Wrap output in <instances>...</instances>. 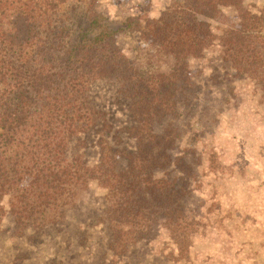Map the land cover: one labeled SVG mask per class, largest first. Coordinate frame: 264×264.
I'll use <instances>...</instances> for the list:
<instances>
[{
	"label": "trees",
	"instance_id": "1",
	"mask_svg": "<svg viewBox=\"0 0 264 264\" xmlns=\"http://www.w3.org/2000/svg\"><path fill=\"white\" fill-rule=\"evenodd\" d=\"M96 1L0 0V222L9 212L20 237L59 230L94 186L105 250L124 256L167 240L160 256L188 260L199 221L185 205L193 189L175 152L180 134L162 121L178 115L193 86L190 60L214 48L264 105V7L172 0L156 17L116 25ZM223 8L239 21L215 33L207 18ZM122 31L145 47L126 54ZM98 81L114 86L126 121L115 124L94 103Z\"/></svg>",
	"mask_w": 264,
	"mask_h": 264
},
{
	"label": "rangeland",
	"instance_id": "2",
	"mask_svg": "<svg viewBox=\"0 0 264 264\" xmlns=\"http://www.w3.org/2000/svg\"><path fill=\"white\" fill-rule=\"evenodd\" d=\"M171 2L97 0L95 7L108 21L121 25L128 17H156ZM244 4L257 11L264 0ZM207 20L219 33L236 26L239 18L231 8H223ZM116 40L128 55L145 47L127 31ZM190 73L193 86L179 97L178 115L162 121L180 134L175 152L188 164L187 180L193 189L185 205L199 221L188 260L176 263L160 256L162 249L165 254L172 247L167 240L139 245L124 256L105 250V231L95 222L102 191L92 186L63 228L45 229L38 238L30 233L16 236L13 217L6 211L0 222V264H264V105L257 103L250 83L232 79L233 71L218 59L216 48L190 60ZM90 93L112 122L127 120L113 85L98 81Z\"/></svg>",
	"mask_w": 264,
	"mask_h": 264
}]
</instances>
